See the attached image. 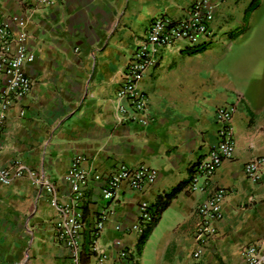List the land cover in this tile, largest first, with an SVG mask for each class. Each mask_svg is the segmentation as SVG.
<instances>
[{
    "label": "crops",
    "instance_id": "crops-1",
    "mask_svg": "<svg viewBox=\"0 0 264 264\" xmlns=\"http://www.w3.org/2000/svg\"><path fill=\"white\" fill-rule=\"evenodd\" d=\"M195 1L57 0L29 11L16 0H0V21L15 28V20L25 19L35 54L25 65L31 91L7 111L0 138V165L14 161L26 171L0 185V264L68 263V250L56 240L58 211L41 182L54 186L59 203L68 202L64 175L76 156H83L89 175L120 164L158 173L143 190L120 186L96 242L106 254L103 263L90 251L91 227L109 203L99 184L89 183L80 264H115L123 247L135 253L136 264H242L243 248L264 249V172L257 184L243 172L248 161L264 157V0L220 3L209 47L163 50L159 65L138 85L149 99V125L122 120L116 109L123 71L149 22L179 18ZM224 105L235 107V147L211 185L228 194L215 236L195 259L196 208L207 191L189 192L187 185L193 166L217 143L215 111ZM178 186L138 252L129 229L139 204H156Z\"/></svg>",
    "mask_w": 264,
    "mask_h": 264
},
{
    "label": "built area",
    "instance_id": "built-area-1",
    "mask_svg": "<svg viewBox=\"0 0 264 264\" xmlns=\"http://www.w3.org/2000/svg\"><path fill=\"white\" fill-rule=\"evenodd\" d=\"M16 1L31 11L37 7H51L57 0ZM224 1L196 0L179 18L159 16L149 22L140 43L127 62L116 91L118 102L116 109L122 120L125 118L143 127L150 124L149 99L139 89L140 81L159 65L163 50L174 48L179 44H182L187 51L211 46L216 38L211 24L215 19L218 5ZM14 23L15 28L0 21V138L7 111L14 103L25 97L33 85L32 79L25 72V65L35 59L34 52L28 46L29 34L25 29L26 21L17 19ZM122 102H126V105ZM234 112V105H224L215 111V122L220 126L217 143L211 147L203 161L193 166L187 185L189 192L207 191V197L196 208L199 223L196 230L197 249L193 253L195 259L201 256L204 246L215 236V223L222 217L221 204L228 191L223 188H213L211 180L222 162L233 157ZM84 161L83 156L74 157L64 175V181L68 184L71 194L68 202L59 203L54 186L49 182H41L45 192L50 195L51 206L58 211V218L55 221L56 240L69 252L67 264H80L81 235L84 230L81 208L86 200L90 182L99 184L102 198L109 203L108 209L98 214L91 227L90 251L96 252L99 263H103L106 254L96 246V242L103 230L107 214L113 211L112 202L116 199L120 186L127 184L131 189L143 190L151 186L158 176L157 171L148 166L129 168L123 164L104 175H89L82 167ZM25 172L18 162L13 161L9 166L0 165V185L9 186L14 179L23 176ZM243 172L251 183L257 184L264 172V157L248 161L244 165ZM34 183L39 184V181L34 180ZM153 217L151 205L141 202L136 221L129 229L138 240ZM117 229L119 230L120 227L117 226ZM117 244L119 245V242ZM241 255L242 264H264V249L259 246H246ZM115 264H136L135 253L129 248H121L117 252Z\"/></svg>",
    "mask_w": 264,
    "mask_h": 264
},
{
    "label": "trees",
    "instance_id": "trees-1",
    "mask_svg": "<svg viewBox=\"0 0 264 264\" xmlns=\"http://www.w3.org/2000/svg\"><path fill=\"white\" fill-rule=\"evenodd\" d=\"M180 188H181V186L176 187L170 193H168L164 197L160 198L156 204L151 205V210L153 212L154 217H153L152 222L147 226V228L144 230L143 234L140 236V238L138 240V243H137V251L138 252L142 249L149 233L151 232L153 227L156 225L162 211L167 207L169 201L179 192ZM83 256H85V259L83 261V262H85L88 259L89 255L87 253L83 252L82 258H83Z\"/></svg>",
    "mask_w": 264,
    "mask_h": 264
}]
</instances>
